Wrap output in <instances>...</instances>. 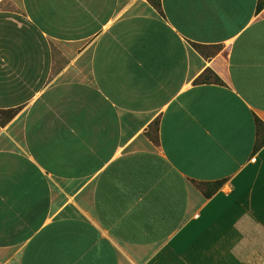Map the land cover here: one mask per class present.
Masks as SVG:
<instances>
[{
	"label": "crops",
	"instance_id": "0c3cea01",
	"mask_svg": "<svg viewBox=\"0 0 264 264\" xmlns=\"http://www.w3.org/2000/svg\"><path fill=\"white\" fill-rule=\"evenodd\" d=\"M0 110V264H264V0H0Z\"/></svg>",
	"mask_w": 264,
	"mask_h": 264
},
{
	"label": "trees",
	"instance_id": "16d2710c",
	"mask_svg": "<svg viewBox=\"0 0 264 264\" xmlns=\"http://www.w3.org/2000/svg\"><path fill=\"white\" fill-rule=\"evenodd\" d=\"M261 7V5L258 6V9ZM17 110H7V111H2L0 110V119L1 123H5L8 120H10L16 113Z\"/></svg>",
	"mask_w": 264,
	"mask_h": 264
}]
</instances>
